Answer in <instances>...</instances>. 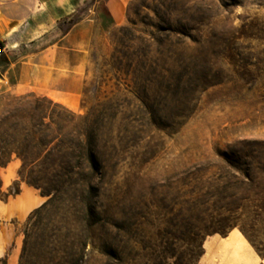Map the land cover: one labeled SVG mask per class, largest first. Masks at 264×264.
Instances as JSON below:
<instances>
[{
  "label": "rangeland",
  "instance_id": "rangeland-1",
  "mask_svg": "<svg viewBox=\"0 0 264 264\" xmlns=\"http://www.w3.org/2000/svg\"><path fill=\"white\" fill-rule=\"evenodd\" d=\"M80 3L71 22L92 9L80 106L54 108L55 117L101 124L99 220L81 233L80 264H201L206 240L230 231L261 264L264 0H126L117 24L101 0ZM37 98L0 87L1 163L9 111ZM117 107L115 128L132 121L134 130L114 148L116 131L105 118ZM10 163L0 167L3 203L19 187L21 162ZM3 215V258L18 264L28 216Z\"/></svg>",
  "mask_w": 264,
  "mask_h": 264
},
{
  "label": "trees",
  "instance_id": "trees-1",
  "mask_svg": "<svg viewBox=\"0 0 264 264\" xmlns=\"http://www.w3.org/2000/svg\"><path fill=\"white\" fill-rule=\"evenodd\" d=\"M56 106L47 98H37L33 105L12 109L7 116V160L0 162V167L16 157L21 162L20 181L48 198L27 217L18 264L82 263L81 233L90 222L99 220L94 201L99 197L104 170L97 146L101 124L74 115L55 117ZM112 110L111 118L105 120L116 131L112 141L118 148L134 127L131 121L115 128L118 107ZM19 192L18 187L5 200ZM0 264H7V259L1 258Z\"/></svg>",
  "mask_w": 264,
  "mask_h": 264
},
{
  "label": "crops",
  "instance_id": "crops-1",
  "mask_svg": "<svg viewBox=\"0 0 264 264\" xmlns=\"http://www.w3.org/2000/svg\"><path fill=\"white\" fill-rule=\"evenodd\" d=\"M81 1L84 0L77 3L74 0H0V46L4 48L0 60H6L0 61V87L14 93H34L72 111L78 110L92 27L91 7L71 22L79 14ZM125 3L126 0H101L115 24L122 19ZM64 23H68V27L61 28ZM17 167L16 164L15 174ZM18 185V195L5 203L0 201V217H4V213L9 218L28 216L31 210L21 212L16 208L25 197L37 204L36 208L44 203L46 198L40 196L38 190L24 186L21 181ZM7 247L8 242L3 243L0 238V259L5 256ZM231 249L242 258L226 254ZM258 263L250 246L235 231H230L223 239L211 237L205 242L201 264ZM7 264H13L9 257Z\"/></svg>",
  "mask_w": 264,
  "mask_h": 264
},
{
  "label": "bare ground",
  "instance_id": "bare-ground-1",
  "mask_svg": "<svg viewBox=\"0 0 264 264\" xmlns=\"http://www.w3.org/2000/svg\"><path fill=\"white\" fill-rule=\"evenodd\" d=\"M37 204H35L34 202H32V200L29 197H25V199L20 202L17 205V210L21 211V212H29V214L34 210V208L36 209ZM38 208V207H37Z\"/></svg>",
  "mask_w": 264,
  "mask_h": 264
},
{
  "label": "built area",
  "instance_id": "built-area-1",
  "mask_svg": "<svg viewBox=\"0 0 264 264\" xmlns=\"http://www.w3.org/2000/svg\"><path fill=\"white\" fill-rule=\"evenodd\" d=\"M4 54V48L0 46V56ZM261 264H264V261L261 262Z\"/></svg>",
  "mask_w": 264,
  "mask_h": 264
}]
</instances>
